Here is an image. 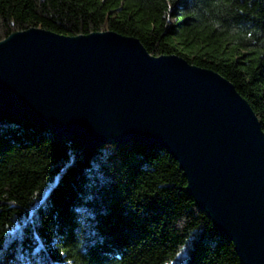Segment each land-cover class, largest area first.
I'll list each match as a JSON object with an SVG mask.
<instances>
[{
  "label": "trees",
  "instance_id": "1",
  "mask_svg": "<svg viewBox=\"0 0 264 264\" xmlns=\"http://www.w3.org/2000/svg\"><path fill=\"white\" fill-rule=\"evenodd\" d=\"M31 28L65 37L114 32L151 56L213 71L264 134V0H0V41ZM0 264L239 262L165 149L88 150L1 116Z\"/></svg>",
  "mask_w": 264,
  "mask_h": 264
},
{
  "label": "water",
  "instance_id": "2",
  "mask_svg": "<svg viewBox=\"0 0 264 264\" xmlns=\"http://www.w3.org/2000/svg\"><path fill=\"white\" fill-rule=\"evenodd\" d=\"M1 116L88 150L165 149L239 264H264V134L217 73L151 56L114 32L65 37L31 28L0 41Z\"/></svg>",
  "mask_w": 264,
  "mask_h": 264
},
{
  "label": "rangeland",
  "instance_id": "3",
  "mask_svg": "<svg viewBox=\"0 0 264 264\" xmlns=\"http://www.w3.org/2000/svg\"><path fill=\"white\" fill-rule=\"evenodd\" d=\"M18 228H19V225H18V224H15L14 227H13L12 232H14L15 230H17ZM182 255H183V252H181V253L178 255L177 260H179V259H180V256H182Z\"/></svg>",
  "mask_w": 264,
  "mask_h": 264
}]
</instances>
